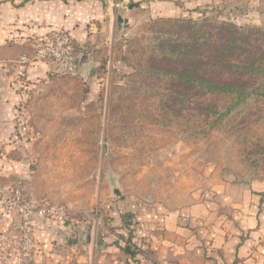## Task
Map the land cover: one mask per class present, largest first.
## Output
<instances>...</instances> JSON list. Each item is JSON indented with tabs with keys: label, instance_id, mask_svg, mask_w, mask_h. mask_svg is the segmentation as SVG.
<instances>
[{
	"label": "rangeland",
	"instance_id": "1",
	"mask_svg": "<svg viewBox=\"0 0 264 264\" xmlns=\"http://www.w3.org/2000/svg\"><path fill=\"white\" fill-rule=\"evenodd\" d=\"M112 14L111 51L76 44L92 59L89 73L20 86L26 97L16 107L14 131L0 141V190L20 185L36 211L62 208L40 214L60 227L58 255L83 264L112 256L146 264L152 251L138 234L143 217L197 200L220 204L222 193L240 194L236 186L264 189V88L263 96L246 100L203 92L165 57L173 43L188 39L173 18L264 27V0H114ZM6 207L1 200L9 227L0 231V253L10 245V264H35L38 211L35 246H27ZM125 221L135 224V235Z\"/></svg>",
	"mask_w": 264,
	"mask_h": 264
},
{
	"label": "crops",
	"instance_id": "2",
	"mask_svg": "<svg viewBox=\"0 0 264 264\" xmlns=\"http://www.w3.org/2000/svg\"><path fill=\"white\" fill-rule=\"evenodd\" d=\"M113 2L0 0V141L14 131L16 107L26 97L20 87L24 81L53 77L48 62L22 60L32 55L29 41L65 30L80 47L111 51L116 26ZM234 188L240 194L231 198L222 193L220 204L197 200L180 210L143 217L146 221L138 234L145 236L144 246L152 251L146 264H264V189ZM228 209L232 217L226 215ZM8 227V219L0 217V231ZM60 231L57 223L39 216L36 239L40 252L35 264H83L56 253ZM10 248L1 249L5 253H0V264L11 263ZM98 259L92 264H99ZM111 260L104 264H126L119 256Z\"/></svg>",
	"mask_w": 264,
	"mask_h": 264
},
{
	"label": "trees",
	"instance_id": "3",
	"mask_svg": "<svg viewBox=\"0 0 264 264\" xmlns=\"http://www.w3.org/2000/svg\"><path fill=\"white\" fill-rule=\"evenodd\" d=\"M172 20L184 25L181 33L188 37L173 43L165 55L170 57L167 66H179L175 70L181 78L193 81L200 91L231 94L239 100L263 96L264 27H243L207 16ZM125 222L135 235V224Z\"/></svg>",
	"mask_w": 264,
	"mask_h": 264
},
{
	"label": "built area",
	"instance_id": "4",
	"mask_svg": "<svg viewBox=\"0 0 264 264\" xmlns=\"http://www.w3.org/2000/svg\"><path fill=\"white\" fill-rule=\"evenodd\" d=\"M29 46L32 55L24 56L23 61H46L50 64V73L53 76L78 74V58L83 52L78 49L69 31L54 30L48 38L34 37L29 41ZM0 193H3L1 200L6 203V208L18 218L17 225L24 230L27 246L28 244L35 246L31 234L32 217L37 211L39 214L64 213L62 208L57 206L39 208L36 211L34 203L26 199L24 188L20 185L4 187Z\"/></svg>",
	"mask_w": 264,
	"mask_h": 264
},
{
	"label": "water",
	"instance_id": "5",
	"mask_svg": "<svg viewBox=\"0 0 264 264\" xmlns=\"http://www.w3.org/2000/svg\"><path fill=\"white\" fill-rule=\"evenodd\" d=\"M134 4H131L129 8H133ZM120 20H122V17H119ZM126 23H128V20H125ZM93 66L92 59L89 55H81L78 59V72L81 74H87L90 71V68ZM114 193L116 195H120L122 192L119 188L114 189Z\"/></svg>",
	"mask_w": 264,
	"mask_h": 264
}]
</instances>
